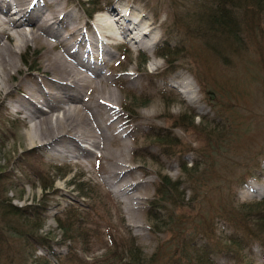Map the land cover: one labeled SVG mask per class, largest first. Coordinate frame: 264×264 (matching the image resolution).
Segmentation results:
<instances>
[{
  "label": "rangeland",
  "instance_id": "1",
  "mask_svg": "<svg viewBox=\"0 0 264 264\" xmlns=\"http://www.w3.org/2000/svg\"><path fill=\"white\" fill-rule=\"evenodd\" d=\"M63 3L65 11L87 23L86 34L110 8L135 12L156 29L151 48L128 42L116 44L107 39L108 44L102 47L105 51L90 59L111 78L109 88L117 97L119 115L126 128V158L139 180L147 181L137 192L142 194L140 208L133 217L104 181L98 159L59 157L40 144L30 145L28 125L23 115L12 108L14 93L4 102L0 99V178L6 198L17 207L44 205L40 234L48 235L53 244L62 239L56 218L75 211L83 228L90 232L71 246L80 260L76 264H116L125 260L128 254L119 246L130 238L146 261L153 257V264H170L181 258V239L184 243L194 240L200 247L206 243L208 233L217 238H224L222 232L230 235L232 231L225 222L232 205L264 199V37L254 39L250 32L242 49L229 47L218 56L198 38L184 39L180 30L171 27L170 0ZM94 9L99 11L93 13ZM90 13L92 18L87 16ZM164 44L186 47L169 63L168 55L157 57ZM17 59L22 70L18 77L25 82L28 79L24 74L39 72L34 64L40 58L33 46L26 47ZM151 61L157 66H152ZM184 80L193 85L197 103L183 95L185 88L178 84ZM208 93L214 94L213 100ZM193 116L194 123L181 122V118L187 121ZM158 130H165L172 134L171 139H176L178 145L170 146L174 156L160 154L161 148L152 137ZM92 151L94 156L101 154L99 150ZM180 161L193 169L190 176L182 172ZM163 176L180 183L184 201L179 206L163 203L155 195ZM254 188L256 192L252 191ZM154 198L165 208L160 214L162 227L156 229L148 218ZM110 239L116 242L108 244ZM21 245L14 241L10 259L5 263L0 259V264H34L36 257L45 255L52 264H58V258L46 249L38 248L27 255ZM236 251V257H242L243 262L221 252L215 253L212 260L215 264H264L260 243L250 241L245 250ZM51 252L63 257L68 250L52 245Z\"/></svg>",
  "mask_w": 264,
  "mask_h": 264
},
{
  "label": "bare ground",
  "instance_id": "2",
  "mask_svg": "<svg viewBox=\"0 0 264 264\" xmlns=\"http://www.w3.org/2000/svg\"><path fill=\"white\" fill-rule=\"evenodd\" d=\"M65 7L63 0H0V99L16 94L12 108L28 125L30 145L59 157L98 159L104 181L133 215L147 181L139 180L126 158V128L111 78L90 59L105 51L107 39L151 48L156 29L135 12L110 8L86 34L87 23ZM30 45L37 49L39 72L24 74L25 82L17 58ZM178 85L188 101H199L190 82Z\"/></svg>",
  "mask_w": 264,
  "mask_h": 264
},
{
  "label": "trees",
  "instance_id": "3",
  "mask_svg": "<svg viewBox=\"0 0 264 264\" xmlns=\"http://www.w3.org/2000/svg\"><path fill=\"white\" fill-rule=\"evenodd\" d=\"M170 7L173 9L171 27L180 30L186 36L182 35L184 39L198 38L204 42L208 50L218 56L229 47L242 49L244 40L247 41L251 33L254 39L264 37V0H186V2L185 0H170ZM97 11L99 10L94 9L93 13ZM93 13L88 14V17L92 18ZM185 47V45L169 47L164 44L157 51V57L164 58L168 55L169 63H172ZM145 60L146 58H143L141 61L145 63ZM183 118H181L182 123H194V116L189 117L187 121H183ZM171 136L172 134L165 130H158L153 134L154 141L161 148V155L174 156L170 146L178 144L175 138L171 139ZM180 165L182 172L190 176L193 169H188L183 161H180ZM1 180L0 178V259H4V263L7 262V259L11 257L12 243L18 241L22 243L21 250L26 251L27 255L34 254L38 248H44L52 256L58 258V264L60 262L61 264L80 262L74 252L75 248L73 250L71 246L77 243V240L88 237L90 232L83 228V221L79 215L75 211H68L64 213L63 218H56L62 239L58 244H53L48 235L40 234L43 227L41 217L46 209L45 206L37 204L13 206L11 200L6 198L7 191ZM179 185V182H171L168 177L163 176L155 195L161 198L163 203L174 207L179 206L180 202L184 201ZM156 198L150 203L148 210V218L150 222H153L151 225L153 229L162 227L163 216L160 214L165 211L164 207L157 204L159 201L155 200ZM225 224L232 231L230 235H225L221 231L224 238H217L213 234L211 237L208 233L205 235L206 243L200 247H197L195 244L197 242L194 240L184 243V239H181L180 242L184 247L181 258L178 260L170 258L169 260H172L170 264H184L182 262L184 255H186V264H215L212 256L218 252L231 254L234 260L243 262L242 257L241 260L236 257V250H245L250 241L260 243L264 256V199L249 204L232 205ZM81 228L83 234H81ZM115 242L114 239H110L108 244L112 245ZM52 245L65 247L68 250L67 254L59 257V254L52 253ZM119 247L124 250L125 255L128 254V258L120 259L116 264H153L154 258L146 261L132 238ZM33 263L52 264L46 255L36 257Z\"/></svg>",
  "mask_w": 264,
  "mask_h": 264
},
{
  "label": "water",
  "instance_id": "4",
  "mask_svg": "<svg viewBox=\"0 0 264 264\" xmlns=\"http://www.w3.org/2000/svg\"><path fill=\"white\" fill-rule=\"evenodd\" d=\"M208 96H209L210 100L214 99V94L213 93H208Z\"/></svg>",
  "mask_w": 264,
  "mask_h": 264
}]
</instances>
